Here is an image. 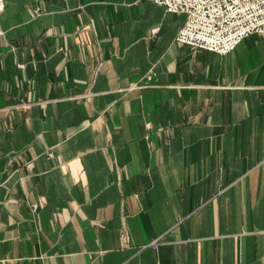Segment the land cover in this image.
I'll return each mask as SVG.
<instances>
[{"label":"crops","instance_id":"obj_1","mask_svg":"<svg viewBox=\"0 0 264 264\" xmlns=\"http://www.w3.org/2000/svg\"><path fill=\"white\" fill-rule=\"evenodd\" d=\"M0 19V264H264V34L180 44L147 0Z\"/></svg>","mask_w":264,"mask_h":264},{"label":"built area","instance_id":"obj_2","mask_svg":"<svg viewBox=\"0 0 264 264\" xmlns=\"http://www.w3.org/2000/svg\"><path fill=\"white\" fill-rule=\"evenodd\" d=\"M168 12L184 13L186 23L176 40L226 55L247 37L264 34V0H147ZM5 0H0V16ZM4 34L0 19V37ZM153 246H157L154 242Z\"/></svg>","mask_w":264,"mask_h":264}]
</instances>
